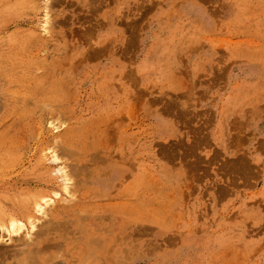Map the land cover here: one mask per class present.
Returning a JSON list of instances; mask_svg holds the SVG:
<instances>
[{
    "label": "rangeland",
    "instance_id": "obj_1",
    "mask_svg": "<svg viewBox=\"0 0 264 264\" xmlns=\"http://www.w3.org/2000/svg\"><path fill=\"white\" fill-rule=\"evenodd\" d=\"M0 143V264H264V0H0Z\"/></svg>",
    "mask_w": 264,
    "mask_h": 264
},
{
    "label": "bare ground",
    "instance_id": "obj_2",
    "mask_svg": "<svg viewBox=\"0 0 264 264\" xmlns=\"http://www.w3.org/2000/svg\"><path fill=\"white\" fill-rule=\"evenodd\" d=\"M93 8V7H92ZM95 9V8H94ZM46 11V10H45ZM47 13V12H45ZM46 19V18H45ZM182 114V113H181ZM184 117V116H183ZM4 137V136H3ZM20 139V138H19ZM180 141V140H179ZM1 144V143H0ZM63 147V146H62ZM176 151V150H175ZM194 154V153H193ZM71 155V154H70ZM3 157V156H2ZM93 157V156H92ZM91 157V158H92ZM1 159V158H0ZM2 160V159H1ZM247 160V159H246ZM71 164V163H70ZM189 166V165H188ZM230 166V165H229ZM84 167V166H83ZM82 167V168H83ZM71 172L70 173H74L75 175L78 174L81 170L83 171V169H79L81 168V165L78 167H74V165H71ZM92 169V168H91ZM90 169V170H91ZM237 169V168H236ZM69 170V168H68ZM89 170V169H88ZM87 170V171H88ZM89 170V171H90ZM108 170V169H106ZM70 171V170H69ZM88 171V172H89ZM64 172H65V169H64ZM63 172V173H64ZM238 172V171H237ZM84 173V171H83ZM103 172H101L102 174ZM241 173V171H240ZM239 173V174H240ZM85 174V173H84ZM65 176L64 179L69 180V177L67 176L68 173L65 172V174H63ZM71 175V174H70ZM104 175H105V172H104ZM96 177V176H95ZM98 179V178H97ZM99 180V179H98ZM97 181V180H96ZM65 182V180L63 181ZM74 182V181H73ZM105 182V181H104ZM67 183V181H66ZM65 184V183H64ZM107 184V183H106ZM66 187V184L64 185ZM69 186V185H68ZM67 186V187H68ZM63 187V186H62ZM68 189V188H67ZM67 191V190H66ZM27 193V201L25 202L24 200L22 201H17L16 205H14L13 203H11L10 205H6L5 204V207H3L5 209L6 212H0V235H1V232H6L9 236V238L13 239L14 241H16L15 245H28L27 242L25 240H22V235H16L17 233L19 234V231L21 229H23L24 227L23 226H31V227H36L38 224H37V221L40 220L41 218V215L44 217L43 221H45L44 223L47 224V226H49L48 228L46 226H44V228H47L45 231L41 229V227L39 229H37L36 231H34V235L33 236V239H34V247L33 248H36V251L39 252L40 249H46L48 246H50L53 242V240H56V238H54L53 236H50L49 234L51 233V230L53 229L55 231V229H57V231H59L58 229H64L63 227H65V230H66V221L64 219V215L61 214L58 210H57V205L54 204V201L55 199H53L51 197V195L45 191V190H32V191H26ZM57 193V192H55ZM72 193V192H71ZM63 199V198H62ZM70 200V199H69ZM4 206V205H3ZM63 206V205H62ZM65 207V206H64ZM1 211V210H0ZM80 212V211H79ZM82 212V211H81ZM80 215V214H79ZM96 215V214H95ZM103 216V215H102ZM79 218V217H78ZM42 219V218H41ZM105 219V218H104ZM107 219V218H106ZM112 219V218H111ZM81 220V219H80ZM79 220V221H80ZM110 220V219H109ZM43 221L42 224H43ZM47 221V222H46ZM68 221H70V219L68 218ZM73 221V220H72ZM65 223V224H64ZM69 223V222H68ZM72 223V222H71ZM65 225V226H63ZM62 227V228H61ZM102 227V226H101ZM107 227V226H106ZM32 230V228H30ZM49 229V230H48ZM98 229V228H96ZM144 229V228H142ZM24 230V229H23ZM23 230H21L20 232H22ZM64 230V231H65ZM77 230V229H76ZM75 230V231H76ZM55 231V232H57ZM63 231V232H64ZM69 231V230H68ZM71 231V230H70ZM33 232V231H32ZM60 233V232H59ZM62 233V231H61ZM12 234V235H11ZM14 234V235H13ZM21 234V233H20ZM64 233L62 234H58V235H63ZM55 235V234H54ZM14 236V237H13ZM57 236V235H56ZM1 237V236H0ZM13 237V238H12ZM61 237V236H60ZM81 237V236H80ZM77 239V238H76ZM72 242V241H70ZM68 243V242H67ZM86 243V242H85ZM90 243V242H89ZM58 244V243H57ZM57 246V245H56ZM1 248L2 246L0 247V253H5L7 252V249L6 252H4L2 249V252H1ZM5 248V246H4ZM13 249V248H12ZM10 249V250H12ZM42 249V250H43ZM89 248H87L88 250ZM32 250V249H31ZM41 250V251H42ZM55 250V249H54ZM86 250V251H87ZM9 251V250H8ZM15 251V250H14ZM35 249H33V252L35 254ZM46 251V250H45ZM115 251V250H114ZM125 251V250H124ZM48 252V251H47ZM55 252H58L59 251H55ZM88 252V251H87ZM31 253V252H30ZM84 255V254H83ZM4 256V255H3ZM10 256V255H9ZM29 256V255H28ZM36 256V255H35ZM40 256V255H39ZM5 258V257H4ZM43 258V257H42ZM30 259V260H29ZM27 261H26V258L23 259V262L26 261L27 264H29V261H32L31 258H29ZM47 260V259H45ZM13 263H14V260H13ZM19 263L21 264L22 263V258H21V261H19ZM25 263V264H26ZM32 263V262H31ZM30 263V264H31ZM24 264V263H22ZM34 264V263H33Z\"/></svg>",
    "mask_w": 264,
    "mask_h": 264
},
{
    "label": "crops",
    "instance_id": "obj_3",
    "mask_svg": "<svg viewBox=\"0 0 264 264\" xmlns=\"http://www.w3.org/2000/svg\"><path fill=\"white\" fill-rule=\"evenodd\" d=\"M161 132L170 133V130H169V127L167 126V124H162L161 125Z\"/></svg>",
    "mask_w": 264,
    "mask_h": 264
}]
</instances>
